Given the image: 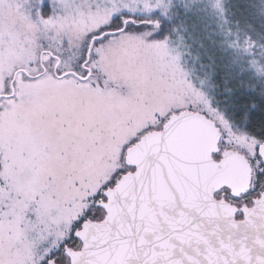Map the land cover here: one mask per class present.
I'll return each mask as SVG.
<instances>
[{"label": "snow or ice", "instance_id": "snow-or-ice-1", "mask_svg": "<svg viewBox=\"0 0 264 264\" xmlns=\"http://www.w3.org/2000/svg\"><path fill=\"white\" fill-rule=\"evenodd\" d=\"M164 8L0 0V264H264V95L178 72Z\"/></svg>", "mask_w": 264, "mask_h": 264}, {"label": "rangeland", "instance_id": "rangeland-1", "mask_svg": "<svg viewBox=\"0 0 264 264\" xmlns=\"http://www.w3.org/2000/svg\"><path fill=\"white\" fill-rule=\"evenodd\" d=\"M60 3L63 5L67 3V0H60ZM147 3L151 7L156 4V0H147ZM162 3L165 5L164 10L171 18L170 23H165L162 35L170 37L169 51L173 58V66L178 72L187 73L190 81L204 83L199 73L202 72L204 58L211 57V50L235 46L236 31L232 27L234 23H239V27L244 28L246 24L253 29H258L260 34L264 32L262 29L264 2L263 9L254 8L250 0H232L230 6L224 0H162ZM45 16H48V13H45ZM139 19L145 23L154 24L158 15L144 16ZM152 30L154 29L140 31ZM37 36L41 38V41L47 39L53 42V47L56 46L54 42L58 41L55 29L41 27L39 31H29L26 35L25 42L28 46L26 51L30 52L37 46Z\"/></svg>", "mask_w": 264, "mask_h": 264}, {"label": "trees", "instance_id": "trees-1", "mask_svg": "<svg viewBox=\"0 0 264 264\" xmlns=\"http://www.w3.org/2000/svg\"><path fill=\"white\" fill-rule=\"evenodd\" d=\"M224 1L228 6L232 3V0ZM250 2L254 8L263 9L264 0H250ZM234 24L232 27L236 31L234 38L237 45L229 46L228 49L211 50V57L208 56L203 60V68L199 76L209 93L218 92L220 89L215 86L220 85L222 88L224 81H228L231 87L245 93L249 99L264 95V32L260 34L258 29L246 24L244 28L239 27V23Z\"/></svg>", "mask_w": 264, "mask_h": 264}]
</instances>
